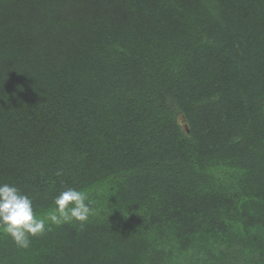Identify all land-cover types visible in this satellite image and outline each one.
<instances>
[{
  "label": "trees",
  "instance_id": "obj_1",
  "mask_svg": "<svg viewBox=\"0 0 264 264\" xmlns=\"http://www.w3.org/2000/svg\"><path fill=\"white\" fill-rule=\"evenodd\" d=\"M0 183L95 210L0 264H264V0H0Z\"/></svg>",
  "mask_w": 264,
  "mask_h": 264
},
{
  "label": "clouds",
  "instance_id": "obj_2",
  "mask_svg": "<svg viewBox=\"0 0 264 264\" xmlns=\"http://www.w3.org/2000/svg\"><path fill=\"white\" fill-rule=\"evenodd\" d=\"M94 214L85 190L66 188L53 198V207L38 215L28 195L13 184L0 183V233L10 236L20 248L27 249L29 237L42 236L52 226L76 222L83 228Z\"/></svg>",
  "mask_w": 264,
  "mask_h": 264
},
{
  "label": "water",
  "instance_id": "obj_3",
  "mask_svg": "<svg viewBox=\"0 0 264 264\" xmlns=\"http://www.w3.org/2000/svg\"><path fill=\"white\" fill-rule=\"evenodd\" d=\"M179 121H180V124H181V125L187 130V131H189L187 124L184 123V119H183V117L180 118Z\"/></svg>",
  "mask_w": 264,
  "mask_h": 264
}]
</instances>
